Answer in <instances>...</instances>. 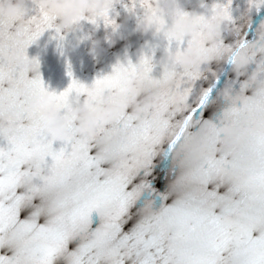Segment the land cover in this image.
I'll return each instance as SVG.
<instances>
[{
	"label": "snow or ice",
	"instance_id": "obj_1",
	"mask_svg": "<svg viewBox=\"0 0 264 264\" xmlns=\"http://www.w3.org/2000/svg\"><path fill=\"white\" fill-rule=\"evenodd\" d=\"M113 2L72 25L115 28ZM229 4L207 6L220 27L201 42L197 67L160 60L153 75L149 48L83 83L65 62L58 92L25 51L46 29L60 47L54 17L36 6L0 15V264H264V17L240 31ZM136 6L145 0L122 4ZM262 6L246 0L245 12ZM222 22L226 32L232 25L228 37ZM161 36L163 55L185 46ZM219 61L230 75L221 77ZM121 71L132 88L121 86ZM213 90L218 108L208 104ZM73 98L86 102L90 131L76 130L65 108ZM47 104L62 118L60 140L43 130ZM100 105L109 118L96 119Z\"/></svg>",
	"mask_w": 264,
	"mask_h": 264
},
{
	"label": "clouds",
	"instance_id": "obj_2",
	"mask_svg": "<svg viewBox=\"0 0 264 264\" xmlns=\"http://www.w3.org/2000/svg\"><path fill=\"white\" fill-rule=\"evenodd\" d=\"M110 0H0V15L7 17L23 16L29 5H34L54 17L55 23L61 28H68L79 17L98 14L109 6ZM146 7L136 19V28L140 32L164 35L174 40L185 39L182 50L171 55L165 54L161 62L169 68L174 63L181 68H195L201 53V42L210 40L216 35L220 27L218 12L207 7L204 12H187L180 6L179 0H145ZM22 28L19 24L13 27L15 38H19ZM121 86L133 87V78L123 71L120 72ZM97 96L101 93L97 91ZM42 98L34 105L42 104ZM87 104L75 102V98L65 108L76 119L77 131H90L95 121L86 111ZM41 113L43 130L53 140H60L64 136L62 118L56 109L50 105H43ZM111 112L106 106L96 108V119L105 120Z\"/></svg>",
	"mask_w": 264,
	"mask_h": 264
},
{
	"label": "bare ground",
	"instance_id": "obj_3",
	"mask_svg": "<svg viewBox=\"0 0 264 264\" xmlns=\"http://www.w3.org/2000/svg\"><path fill=\"white\" fill-rule=\"evenodd\" d=\"M115 1H121V2H127L128 0H114ZM212 2V0H179L180 6L184 11L187 12H204L207 8V6ZM222 3L223 0H220ZM246 7V0H230L229 4V11L230 15L233 18L234 24L237 26V28L240 31L245 30V26L249 25L247 23L250 22V26L254 27L259 20H239L240 17H237V15H243L245 12ZM142 10L139 6H136L135 13H132L130 15H140L137 12L139 10ZM28 10H35L34 6H29ZM27 10V12H28ZM249 19H254L256 17H264V10L261 8L259 11H248L245 12ZM108 15L112 18L113 23L115 25V28H112L111 26H104L101 22H99L101 27H98V30L100 31L99 36H94L92 39L93 41L96 39H99L103 37L104 42L103 44L96 43L102 49L105 51L103 53L98 52L94 56L93 52L96 50V48H92V54L87 51L82 50H75L70 51L65 54V59H70L71 55L77 56V60L74 63V65L70 64V71L74 73V77L83 82V83H89L91 77L97 76L99 74H103L105 72H108L110 70V66L114 63L116 59L123 58L127 56L128 59H132L134 56L133 54H124L125 52L120 48L119 44L123 46H130L132 45V41L130 40V35L126 34L124 31H121V29L124 27L123 20L120 19V17L117 15V11L110 8L108 11ZM127 23V21H125ZM253 24V25H252ZM230 32H226L224 29L223 22L221 23V36L225 37L226 35L230 36L232 25H229ZM251 27L248 28L249 35L251 34ZM121 28V29H120ZM121 31V32H120ZM139 33H142L139 31ZM42 43H45L43 40ZM50 48V46H47ZM149 47L144 44H137L135 48V54L138 56L141 51L145 52ZM116 50L119 52L118 56L114 55L116 53ZM114 53V54H113ZM107 55V61L104 62V57ZM213 66H219L221 69H223L222 72L219 74L221 75L226 71L225 63L223 61L215 62ZM50 76L53 78L52 82V89L53 91H59L62 89V84H66L68 82L65 70H56L52 71L49 69ZM85 78V81L83 80ZM210 94H215V90H213ZM216 95V94H215Z\"/></svg>",
	"mask_w": 264,
	"mask_h": 264
}]
</instances>
